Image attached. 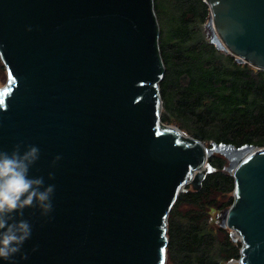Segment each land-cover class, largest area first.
Masks as SVG:
<instances>
[{"label":"water","instance_id":"obj_1","mask_svg":"<svg viewBox=\"0 0 264 264\" xmlns=\"http://www.w3.org/2000/svg\"><path fill=\"white\" fill-rule=\"evenodd\" d=\"M207 2L210 42L263 69L264 0ZM160 33L155 0H0V150L37 146L30 178L55 185L49 217L24 211L17 264H166L169 213L214 153L236 179L220 223L242 246L228 262L264 264V147L163 122Z\"/></svg>","mask_w":264,"mask_h":264},{"label":"trees","instance_id":"obj_2","mask_svg":"<svg viewBox=\"0 0 264 264\" xmlns=\"http://www.w3.org/2000/svg\"><path fill=\"white\" fill-rule=\"evenodd\" d=\"M155 9L163 21L160 47L166 69L159 83L163 122L207 145L216 140L264 147V68L239 62L210 42L207 0H155ZM227 162L220 153L208 158L201 188L187 187L173 207L184 219L168 217L167 250L183 264H223L241 256L242 244L230 233L225 240L213 234L211 225L205 227L208 208L221 212L234 202L236 179ZM182 206L197 210L180 215L177 209ZM218 229L225 231L221 223Z\"/></svg>","mask_w":264,"mask_h":264},{"label":"clouds","instance_id":"obj_3","mask_svg":"<svg viewBox=\"0 0 264 264\" xmlns=\"http://www.w3.org/2000/svg\"><path fill=\"white\" fill-rule=\"evenodd\" d=\"M39 158V148L23 142L16 144L11 152L0 150V259L7 264H17V255L27 259L22 250L31 238L32 225L24 219V211L34 209L49 217L54 210L55 185L45 186L42 176L30 178L29 175ZM60 159L56 156L53 166ZM48 178L54 179V173L50 172Z\"/></svg>","mask_w":264,"mask_h":264},{"label":"rangeland","instance_id":"obj_4","mask_svg":"<svg viewBox=\"0 0 264 264\" xmlns=\"http://www.w3.org/2000/svg\"><path fill=\"white\" fill-rule=\"evenodd\" d=\"M158 1V3H160V2H165V1H167V0H157ZM168 14V13H167ZM167 14H165V18H166V15ZM160 22H161V24L163 25V21H162V18H161V16H160ZM7 80H8V73H7V69H6V66H5V64H4V62L2 61V59H1V57H0V87H3L6 83H7ZM171 125H174V124H171ZM187 133V132H186ZM188 134V133H187ZM190 135V134H189ZM228 163V162H227ZM207 166V165H206ZM188 187V189H194L193 187H192V185L191 184H188V185H186V187L185 188H187ZM233 197H234V191H233ZM175 205V204H174ZM174 207V206H173ZM188 209H191L190 211H194V210H197V207L196 208H193L192 206H187V207H185V206H182V207H180L179 209H177V211H178V213L180 214V215H182V213L185 211V213H187L188 212ZM175 211V210H174ZM190 211L188 212V214L190 213ZM226 210H223V211H221V212H219V211H217V209H215V208H211V209H207V218L209 217V220H206L205 219V221H206V223H205V227H206V229H208V227H210V225H211V227L213 228V229H211L212 230V232H213V234H217V235H219L221 238H223V239H225L226 240V236H225V234L228 232V233H230V228H227V227H224L225 228V231L223 232V231H221L220 232V230L218 229V227H219V223H220V221H221V218H222V215H223V213L225 212ZM184 213V214H185ZM190 215V214H189ZM169 216L170 217H174V218H176V219H179L180 218V220H181V218H183L182 216L181 217H179V215H176V213L175 212H173V208L171 209V211H170V213H169ZM168 216V217H169ZM184 216V215H183ZM184 219V218H183ZM216 219L219 221H216ZM168 225H169V218H168ZM210 227V228H211ZM220 241H223L222 239H220ZM235 242H241L240 241V239H238L237 241H235ZM240 244H242V243H240ZM242 246V245H241ZM181 253L182 254H185L184 253V251H181ZM169 255H171L170 254V252L168 253V250H167V260H166V264H183L180 260H179V257H177L176 255H174V257H172V256H169ZM174 258V259H173ZM178 258V259H177ZM239 259V258H238ZM226 263V262H225ZM224 264V263H223ZM229 264H241V263H239V262H229Z\"/></svg>","mask_w":264,"mask_h":264},{"label":"bare ground","instance_id":"obj_5","mask_svg":"<svg viewBox=\"0 0 264 264\" xmlns=\"http://www.w3.org/2000/svg\"><path fill=\"white\" fill-rule=\"evenodd\" d=\"M232 204H233V203H232ZM232 204H231V205H232ZM232 239H233V238H232ZM224 264H229V262H226V263H224Z\"/></svg>","mask_w":264,"mask_h":264},{"label":"built area","instance_id":"obj_6","mask_svg":"<svg viewBox=\"0 0 264 264\" xmlns=\"http://www.w3.org/2000/svg\"><path fill=\"white\" fill-rule=\"evenodd\" d=\"M240 263V262H239Z\"/></svg>","mask_w":264,"mask_h":264}]
</instances>
